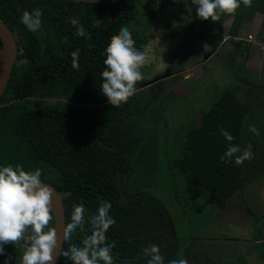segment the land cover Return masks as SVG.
Segmentation results:
<instances>
[{
  "label": "trees",
  "instance_id": "obj_1",
  "mask_svg": "<svg viewBox=\"0 0 264 264\" xmlns=\"http://www.w3.org/2000/svg\"><path fill=\"white\" fill-rule=\"evenodd\" d=\"M159 4L162 9L164 3L157 0H0V18L14 34L18 50L10 80L0 96V167L21 164L26 171L41 169L43 182L53 186L62 198L65 225L71 220L74 204L83 203L91 214L99 202H110V215L116 224L107 233V242L116 245L112 252L114 264H146L142 249L148 244L160 246L165 264L187 255L200 264H248L244 255L233 257L234 245L227 247L230 237H225L226 243L218 249L213 242L208 247L203 244L206 235L199 228L208 225L204 216L212 210L205 204L206 198L223 209L236 193L244 194L247 186L264 183V127L257 125L255 118L256 112L264 109V92L255 97L245 94L254 90V82L247 78L249 73L241 76L238 70L232 72L235 83L227 86L205 111L200 104L188 103L191 90L182 96L176 90L169 91L149 104L143 101L144 93L138 91L118 107L112 106L100 91L105 49L111 37L127 26L135 47L145 51L144 37L135 30L134 22L138 17H154ZM172 5L176 10L170 29L178 30L172 22L186 28L190 20L189 24L200 30L201 40L204 29L212 33L217 29L221 35L223 21L218 25L200 19L192 0H175L169 7ZM36 8L43 13L42 28L31 32L20 19L24 11ZM246 14L238 10L227 32L235 50L242 47L241 39L234 38H238ZM71 18L80 21L90 39L74 35ZM77 49L78 71L71 66V54ZM244 54L242 62L248 58V53ZM142 72L144 79L138 82V88L153 79H146L147 72ZM238 91L244 93L243 100L238 99ZM181 105L192 112L182 123L174 112ZM250 122L259 135L249 131ZM221 127L242 148L250 143L254 159L240 166L234 161H221L227 143L220 135ZM160 173L165 174L169 193L176 195L179 204L178 214L174 204L169 206L176 227L177 240L173 242L166 236L167 206L155 184ZM198 212L207 223L197 218ZM249 213L255 222L259 220L251 210ZM49 227H54L53 214ZM82 227L84 231L78 229L70 241H64L63 250L71 244L79 245L84 234L91 233L90 225ZM263 242L257 239L255 244L262 261ZM24 250V241L5 249L13 259L22 257ZM217 253L223 259L215 258ZM3 261L5 257L0 256V263ZM11 264L16 262L12 260ZM57 264L71 261L61 255Z\"/></svg>",
  "mask_w": 264,
  "mask_h": 264
},
{
  "label": "rangeland",
  "instance_id": "obj_2",
  "mask_svg": "<svg viewBox=\"0 0 264 264\" xmlns=\"http://www.w3.org/2000/svg\"><path fill=\"white\" fill-rule=\"evenodd\" d=\"M157 1L163 2L164 5L162 9L159 8L161 4L157 6V14L154 17H138L136 22H134L135 30L144 37L143 45L149 57L148 64L143 68V71L147 72L145 78L151 79L153 77L151 82L159 79L146 87L142 86V88H138V91L143 92L145 97L150 99L147 102L144 97L143 101L145 104L151 103L159 95H164L169 91L176 90L175 92L178 91L179 96H182L191 90L190 98L188 97L189 99L187 100L188 103L194 105L200 104L199 108L202 111L208 110L218 99L221 92L227 86H232L235 83L232 72L236 73L237 70L241 76L246 74L245 72H248L247 78L251 82H254V90L245 92L247 96L252 95V97H255L257 93L261 95V92H264V60L261 57L258 46L261 43L256 40H253L249 44L246 42L247 35L254 32L256 33L255 38L258 41L260 38V41L264 42V17L262 16L263 14L259 13L263 12L261 10L264 8V0H252V7H245L241 2L240 8L234 14L222 16L221 20L223 23L221 20L217 22L218 25L220 22L222 23L221 35L217 33V29L214 30V33L204 29L202 31L204 34L203 40L200 39V35L198 34L200 30L194 29L197 26L189 24L190 20L186 28H181L178 23L174 24L172 22L174 26L178 27V30L175 31V28L170 29L169 23L176 7L174 5L172 7L169 6L175 0ZM139 7L142 10V6ZM238 10L239 12L247 11L249 14L243 17L238 29V38L243 42L242 47L239 50H235L234 41L232 43V40H228L226 36L228 35L227 32L230 26L235 22ZM187 20L188 18L186 17L185 21ZM259 24V29L255 30ZM195 31H197L196 35ZM174 37L177 38L174 39ZM212 52L214 54L207 59V55ZM244 53H248V58L247 61L244 60L242 62V58L244 59L245 56ZM258 62L263 63L262 65H258ZM185 72H188L189 76L185 74L184 78L183 74ZM237 97L239 100H243L244 93L238 91ZM186 110L187 107L185 105H181V107L174 110L176 114H173L179 117L180 123L185 121L187 113H192L190 111L186 112ZM254 115L255 112H253ZM255 118L256 124L264 127V109L261 112H256ZM198 119L199 116L196 117L195 122H198ZM252 122H250L249 126L254 125ZM161 173L155 181V184L160 187V196L158 191L155 194L163 199L164 202H161L164 203V207L165 205L167 206L164 209L167 217L166 236L173 242L177 240L175 235L176 227L173 223V212L169 206L174 204L177 210L175 212L178 214L179 209H177V205L179 206V204L176 203V195H172V192L169 193L166 176L164 173ZM204 202L206 205L212 206V210L210 215L204 216L208 220V225H203L199 228L201 234L206 235L203 244L211 247L213 242L217 247L212 248L218 249L222 242L226 243L225 237L228 236L230 240H227V247L234 245L235 252L233 257L241 254L242 256L244 255L248 264H264V261L258 259L257 255L259 253L255 248L257 239H264V183L262 186H259L258 182L247 186L244 194L240 196V194L236 193L228 200L227 205L223 209L213 205V202L209 198H206ZM249 210L256 214V217L259 219L258 221L255 222ZM196 216L207 223L203 219L201 212H198ZM182 218L184 223L189 225V220L186 217L184 218L183 215ZM253 223L257 224V228L254 227ZM193 229H196V227H193ZM189 232L192 233V231ZM31 234V230L26 233L29 236ZM192 234L196 235L195 232ZM174 252H177L176 247L174 248ZM214 255L215 258H221L219 253ZM185 258L189 264H200L199 261H195L194 256L187 255ZM21 259V256H17L13 259V263L15 261L16 264H21ZM226 261L229 262L227 259Z\"/></svg>",
  "mask_w": 264,
  "mask_h": 264
},
{
  "label": "clouds",
  "instance_id": "obj_3",
  "mask_svg": "<svg viewBox=\"0 0 264 264\" xmlns=\"http://www.w3.org/2000/svg\"><path fill=\"white\" fill-rule=\"evenodd\" d=\"M241 2L245 7H252V0H192L196 15L213 23L220 21L226 14H234ZM42 15L39 8L32 12L24 11L20 22L29 31L37 32L42 28ZM70 22L75 28L74 35L91 38L78 19L71 18ZM105 53L100 91L112 106L118 107L127 103L138 92V82L144 79L142 69L148 64L149 57L146 51L135 47L132 32L127 26H122L118 34L111 37ZM71 55V66L78 71L80 50L77 49ZM219 131L227 142L221 161H234L240 166L245 161L254 159L250 143L242 148L233 143L234 137L230 132L222 127ZM249 131L259 135L254 125L249 126ZM53 195L51 187L42 180L41 169L26 171L21 164L0 167V256L5 257V264H11L13 260L6 253V247L15 246L21 241L25 242L21 264H56L57 258L53 253L58 247L57 229L49 227L52 221ZM111 209L112 204L107 201L99 202L96 211L91 214L83 203L73 205L71 220L64 228V241H70L78 229L84 231L82 226L85 223L90 225L91 233H85L79 245L71 244L61 251V255L70 260L71 264H114L112 252L116 245L107 242V233L116 224V220L110 215ZM29 230L32 233L30 236L26 235ZM142 252L146 264H165V257L158 244H148ZM167 264L189 262L185 258H178L168 260Z\"/></svg>",
  "mask_w": 264,
  "mask_h": 264
},
{
  "label": "water",
  "instance_id": "obj_4",
  "mask_svg": "<svg viewBox=\"0 0 264 264\" xmlns=\"http://www.w3.org/2000/svg\"><path fill=\"white\" fill-rule=\"evenodd\" d=\"M76 3H99L102 0H69ZM17 42L14 34L7 26V24L0 18V96L4 93L8 82L11 77V72L17 58ZM187 74V73H185ZM184 74V75H185ZM183 75V76H184ZM153 80L150 83L156 82ZM150 83L145 84L143 87L148 86ZM142 88V86L140 87ZM51 187L54 192L52 201V214L54 219V227L57 229L58 235V247L54 250V256L56 264L60 260L61 251L64 244V228H65V210L62 198L58 191L48 183H45Z\"/></svg>",
  "mask_w": 264,
  "mask_h": 264
},
{
  "label": "crops",
  "instance_id": "obj_5",
  "mask_svg": "<svg viewBox=\"0 0 264 264\" xmlns=\"http://www.w3.org/2000/svg\"><path fill=\"white\" fill-rule=\"evenodd\" d=\"M264 9V8H263ZM263 9L261 10V11H263ZM258 13V12H257ZM259 13H261V14H263V12H259ZM263 17H264V15H262ZM259 27H260V24L256 27V29L255 30H258L259 29ZM239 34H237V36H238ZM249 35H251L252 37H253V40H256L257 42H259V43H261V44H264V42H261L260 41V38H259V41L257 40V38H255V35H256V33L254 32V33H249L248 35H247V37L249 36ZM226 37H228V36H226ZM229 38V37H228ZM236 39H240V38H234V40L236 41ZM215 52V51H214ZM214 52H212L211 54H209V55H207L208 57H207V59L208 58H210L213 54H214ZM261 57H262V55H261ZM262 59L264 60V58L262 57ZM262 63L263 62H258V65H262ZM188 73V72H187ZM188 76H189V73H188Z\"/></svg>",
  "mask_w": 264,
  "mask_h": 264
},
{
  "label": "built area",
  "instance_id": "obj_6",
  "mask_svg": "<svg viewBox=\"0 0 264 264\" xmlns=\"http://www.w3.org/2000/svg\"><path fill=\"white\" fill-rule=\"evenodd\" d=\"M247 41H248V42H253V38H252L251 35H249V36L247 37ZM258 46H259V49H260L261 55H262V57L264 58V44H258Z\"/></svg>",
  "mask_w": 264,
  "mask_h": 264
},
{
  "label": "flooded vegetation",
  "instance_id": "obj_7",
  "mask_svg": "<svg viewBox=\"0 0 264 264\" xmlns=\"http://www.w3.org/2000/svg\"><path fill=\"white\" fill-rule=\"evenodd\" d=\"M185 77V76H184ZM0 264H5V262L3 261L2 263H0Z\"/></svg>",
  "mask_w": 264,
  "mask_h": 264
},
{
  "label": "bare ground",
  "instance_id": "obj_8",
  "mask_svg": "<svg viewBox=\"0 0 264 264\" xmlns=\"http://www.w3.org/2000/svg\"><path fill=\"white\" fill-rule=\"evenodd\" d=\"M188 75V74H187ZM184 76H186V75H184Z\"/></svg>",
  "mask_w": 264,
  "mask_h": 264
}]
</instances>
